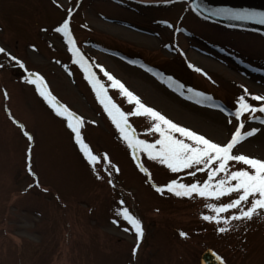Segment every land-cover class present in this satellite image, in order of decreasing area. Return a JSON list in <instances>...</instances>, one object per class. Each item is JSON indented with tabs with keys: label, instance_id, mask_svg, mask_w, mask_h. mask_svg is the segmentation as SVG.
Instances as JSON below:
<instances>
[{
	"label": "rangeland",
	"instance_id": "rangeland-1",
	"mask_svg": "<svg viewBox=\"0 0 264 264\" xmlns=\"http://www.w3.org/2000/svg\"><path fill=\"white\" fill-rule=\"evenodd\" d=\"M69 9L76 44L93 64H103L143 102L211 139L225 142L235 118L169 88L156 71L174 77L185 91L192 87L222 101L230 111L244 88L264 95V34L204 19L187 2L0 0V47L18 58L0 53V264H200L208 248L228 264H264V217L231 221L232 228L218 232L215 222L201 216L212 214L204 207L205 199L177 197L167 190L161 194L153 187V182L165 184L177 177L191 182L193 177L173 173L137 153L151 180L140 171L73 62L67 42L55 31ZM94 70L110 85L98 68ZM36 72L60 102L85 118L83 137L101 157L94 166L66 119L31 82ZM108 91L125 111L132 109L118 89ZM247 115L245 129L261 131L234 152L264 158V125ZM129 120L140 138H157L144 131L151 123L146 117ZM25 130L33 135L32 141ZM241 166L245 165L236 164ZM196 178L203 180L206 172ZM124 207L144 228L135 255V230L118 214ZM181 231L188 235L181 236Z\"/></svg>",
	"mask_w": 264,
	"mask_h": 264
},
{
	"label": "snow or ice",
	"instance_id": "snow-or-ice-1",
	"mask_svg": "<svg viewBox=\"0 0 264 264\" xmlns=\"http://www.w3.org/2000/svg\"><path fill=\"white\" fill-rule=\"evenodd\" d=\"M55 2L59 3V0H55ZM193 4H196V0H193ZM215 14L233 15L235 18L242 20L259 19L261 23H264V12L218 10ZM71 15L72 9H69L66 18L58 24L55 31L62 34L67 42L73 62L82 69L97 101L102 105L104 112L107 113L120 137L131 150L140 171L144 172L151 180L150 170L145 167L137 153L146 154L148 158L166 166L173 173L183 172L184 175L193 177L191 182H184L178 177L170 179L165 184L153 182V187L161 194H164L167 190V192L177 197L192 199L200 197L205 199L204 207L210 209L212 214L202 212L201 216L206 221L215 222L217 225L216 230L221 233L233 227L231 221L250 220L257 215L264 217V158L240 151L234 152V148L242 141L261 131L257 127L245 129V114H248L247 119L259 121L264 125V115L257 114L258 112L264 113V95L251 93L247 88H244L243 92L235 98L234 109L230 113V116L236 120V126L231 131L229 138L225 142L211 139L199 131L173 121L157 108L143 102L139 95L129 90L103 64H93L76 44L70 27ZM163 23L170 24L167 20ZM33 47L35 46L33 45ZM0 53H5L14 61L18 59L3 47H0ZM20 63L23 65L22 61ZM133 63H136V61H133ZM189 66L196 71L203 72V69L198 68L195 64L190 63ZM143 67L150 72L152 71L147 65H143ZM94 68H98L103 73L107 81L111 82L110 85L101 79ZM156 75L166 82L169 88L174 89L181 95H186L189 99L196 100L201 104L213 101L209 94L198 89L187 87L185 91L186 86L172 76H165L162 73H156ZM204 75L207 76L208 74L205 72ZM30 80L36 85L39 94L55 110L57 115L66 119L67 126L74 134V139L84 157L94 166L101 157L92 150L83 137L81 129L85 123V118L74 112L67 104L60 102L47 87L45 78L39 72L34 74V78L30 76ZM109 87L118 89L120 95L126 97L128 103L133 104L130 111H125L113 99L112 95L109 94ZM249 97L258 103H252ZM214 106L221 107L220 105ZM131 116L146 117L151 123L150 127L144 129V131L158 134L157 138L153 140L140 138L129 120ZM229 122H231V119ZM15 123L22 129L25 127L19 121H15ZM92 123L95 124L97 121L93 120ZM24 135L29 141L34 139L33 135L27 130H25ZM103 158L111 164L107 153H104ZM237 163H242L245 166L236 167ZM114 167L116 172L120 171L118 166ZM28 171L33 176L36 175L31 166L28 167ZM205 172L206 178L203 180L196 178L197 173ZM111 175L110 172L109 177ZM97 178H100L99 173H97ZM108 183L114 186V180L111 178ZM225 197H228L226 202L223 200ZM123 203L124 201L121 200V204ZM118 214L122 215L135 230L137 242L132 249L133 255H135L144 235L142 221L131 213L127 207L120 209ZM115 222L119 223L120 221L116 220ZM180 235L186 237L188 233L181 231Z\"/></svg>",
	"mask_w": 264,
	"mask_h": 264
},
{
	"label": "water",
	"instance_id": "water-1",
	"mask_svg": "<svg viewBox=\"0 0 264 264\" xmlns=\"http://www.w3.org/2000/svg\"><path fill=\"white\" fill-rule=\"evenodd\" d=\"M193 7L204 17L225 25L253 29L264 33V23L259 19L242 20L233 15H216L218 10L264 12V2L259 0H189ZM212 250H206L200 259L201 264H226L223 259Z\"/></svg>",
	"mask_w": 264,
	"mask_h": 264
},
{
	"label": "bare ground",
	"instance_id": "bare-ground-1",
	"mask_svg": "<svg viewBox=\"0 0 264 264\" xmlns=\"http://www.w3.org/2000/svg\"><path fill=\"white\" fill-rule=\"evenodd\" d=\"M259 1H263L264 2V0H259Z\"/></svg>",
	"mask_w": 264,
	"mask_h": 264
}]
</instances>
